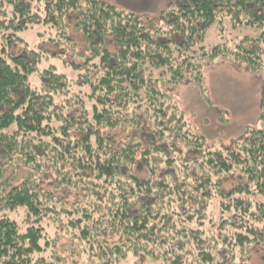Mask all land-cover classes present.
<instances>
[{"label": "trees", "instance_id": "16d2710c", "mask_svg": "<svg viewBox=\"0 0 264 264\" xmlns=\"http://www.w3.org/2000/svg\"><path fill=\"white\" fill-rule=\"evenodd\" d=\"M218 58L264 74V0H174L158 19L105 0H0V264H250L264 127L206 146L172 92L206 95L203 61ZM261 104L264 120V85ZM20 167L31 174L13 183Z\"/></svg>", "mask_w": 264, "mask_h": 264}, {"label": "rangeland", "instance_id": "374dc122", "mask_svg": "<svg viewBox=\"0 0 264 264\" xmlns=\"http://www.w3.org/2000/svg\"><path fill=\"white\" fill-rule=\"evenodd\" d=\"M105 1L140 15L144 19H158L174 0ZM244 31L255 33L256 30L247 28L243 29ZM36 32L37 29H31L23 32L22 35L31 44L39 43V46L59 50L56 45L50 44L48 46L47 41L38 39L39 35H36ZM70 32L71 36L84 47L81 31L73 25ZM218 32L216 26H212L208 30L205 43L207 46H214L221 41ZM57 63L60 69L66 70L60 66L59 62ZM68 72L72 75L76 73L70 70ZM203 74L206 78V95L201 93L199 86L194 82L175 86L172 92L177 96L191 130L204 137L206 146L228 148L233 141L244 134L246 127H264L261 104L264 74L251 71L246 63H237L224 58H218L214 61L204 60ZM30 174L29 169L20 167L12 182H21ZM231 183L232 180L226 184L228 186ZM68 195L69 200L75 198L74 193H68ZM263 255L264 247L260 244L253 245L250 264H264ZM122 264L164 263L144 255H129Z\"/></svg>", "mask_w": 264, "mask_h": 264}]
</instances>
